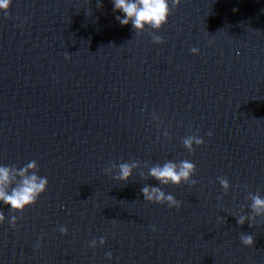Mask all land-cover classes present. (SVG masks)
<instances>
[{
	"label": "water",
	"instance_id": "1",
	"mask_svg": "<svg viewBox=\"0 0 264 264\" xmlns=\"http://www.w3.org/2000/svg\"><path fill=\"white\" fill-rule=\"evenodd\" d=\"M117 15L112 0H14L0 12V163L36 160L50 181L15 228L0 224V264H264V217L237 222L250 192L264 196V0H184L161 44ZM193 134L205 143L190 152ZM183 159L194 185L142 175ZM133 161L127 182L105 171ZM145 184L182 206L146 201Z\"/></svg>",
	"mask_w": 264,
	"mask_h": 264
},
{
	"label": "clouds",
	"instance_id": "2",
	"mask_svg": "<svg viewBox=\"0 0 264 264\" xmlns=\"http://www.w3.org/2000/svg\"><path fill=\"white\" fill-rule=\"evenodd\" d=\"M184 0H112L114 10L123 15H117L116 20L123 26L131 25L135 34L150 31L152 40L156 44L164 42V38L157 33L159 30L169 23L172 15V9H179ZM14 0H0V12L10 14ZM190 51L193 54L199 53V48L193 46ZM67 58H71V54H67ZM152 119L159 122L160 116L156 113L152 114ZM214 133L209 131L207 135L211 137ZM165 136H171L168 131L164 132ZM205 140L199 135L193 134L183 139L184 146L190 151H195V146L204 145ZM39 163L36 160L28 162L21 167L9 166L0 163V204L10 205L11 216L5 215L0 209V224L10 223L15 228L21 217L15 215L16 212H23L28 207L38 203L40 197L48 190L50 181L46 176L39 174ZM141 167L138 161L123 162L120 164L112 163L105 171L113 175L116 181L127 182L133 176L136 170ZM197 171L194 162L183 159L179 161L167 160L163 163H157L148 168L144 175L145 179L151 177L159 182V185H182L184 183L196 184L193 178ZM220 183L227 194L232 185L227 177H220ZM159 185L145 184L141 189L144 199L148 202L167 204L169 207L180 208L182 202L175 195L165 192ZM248 199L251 200V215L241 214L238 216L237 222L244 225L246 222L254 224L258 217H264V196L249 193ZM221 220L224 218L221 217ZM153 231L156 230L155 225L152 226ZM59 231L67 235L69 229L67 226H61ZM42 239V238H41ZM241 242L246 246L254 244V237L249 234H241ZM107 240L105 237L92 239L89 242L91 248L105 245ZM39 250L41 243L38 241L34 245ZM108 260H113L114 256L111 251L106 253Z\"/></svg>",
	"mask_w": 264,
	"mask_h": 264
}]
</instances>
